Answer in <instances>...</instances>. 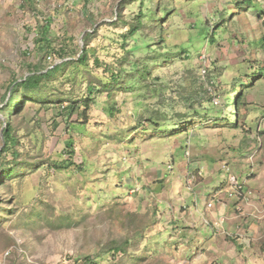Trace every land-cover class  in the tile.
<instances>
[{
    "label": "rangeland",
    "instance_id": "rangeland-1",
    "mask_svg": "<svg viewBox=\"0 0 264 264\" xmlns=\"http://www.w3.org/2000/svg\"><path fill=\"white\" fill-rule=\"evenodd\" d=\"M1 152L0 264H264V0H0Z\"/></svg>",
    "mask_w": 264,
    "mask_h": 264
},
{
    "label": "trees",
    "instance_id": "trees-1",
    "mask_svg": "<svg viewBox=\"0 0 264 264\" xmlns=\"http://www.w3.org/2000/svg\"><path fill=\"white\" fill-rule=\"evenodd\" d=\"M142 26V19H141V12L138 13V16L136 18V20L128 25V34L131 36L133 35L135 32H137ZM89 35L84 37V47L82 49L81 54L79 55L77 61L80 63H85L86 59H87V54H88V42H89ZM57 66H54L53 68H51L50 70H48L45 74H38L37 73L33 74L30 77L25 78L24 80H22L19 83L13 82L11 86L15 85V86H21L24 87L25 89H31V88H35L37 87L39 80L41 77H45L49 74H51L52 72L55 71V69H57ZM18 102V99H15L13 103H9L6 104L5 110H6V115L5 116V128L2 131V135H3V141H4V147L1 151H3L5 148H7L8 146H14L17 143V140L15 139V137L13 136V129H12V124L11 121L9 119V115L7 114L9 112V110L12 109V107H14V105ZM235 103V108L237 106V102L234 101ZM73 109V107H72ZM1 154L0 153V158H1ZM0 170H1V174L3 177H8L11 174V169L9 170H4L2 168V166L0 165ZM83 264H92V258H90L89 256L84 257L83 260Z\"/></svg>",
    "mask_w": 264,
    "mask_h": 264
},
{
    "label": "built area",
    "instance_id": "built-area-1",
    "mask_svg": "<svg viewBox=\"0 0 264 264\" xmlns=\"http://www.w3.org/2000/svg\"><path fill=\"white\" fill-rule=\"evenodd\" d=\"M204 66H205V64H204ZM200 72H201L202 77H205V75H206V68L204 67ZM212 104H213L214 106L219 105V99H218L217 97H214V98L212 99Z\"/></svg>",
    "mask_w": 264,
    "mask_h": 264
},
{
    "label": "crops",
    "instance_id": "crops-1",
    "mask_svg": "<svg viewBox=\"0 0 264 264\" xmlns=\"http://www.w3.org/2000/svg\"><path fill=\"white\" fill-rule=\"evenodd\" d=\"M187 222V221H186ZM186 225V224H185Z\"/></svg>",
    "mask_w": 264,
    "mask_h": 264
}]
</instances>
